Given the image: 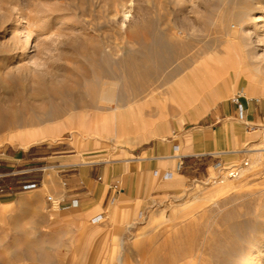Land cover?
<instances>
[{"label":"rangeland","instance_id":"obj_1","mask_svg":"<svg viewBox=\"0 0 264 264\" xmlns=\"http://www.w3.org/2000/svg\"><path fill=\"white\" fill-rule=\"evenodd\" d=\"M263 1L0 0V106L32 107L0 129V152L21 148L16 139L26 142L27 135L36 137L37 128L57 133V122L65 119L86 131L84 124L68 120L70 114L136 104L161 93L202 59L221 51L224 56L217 61L227 63L197 65L190 74L192 83L184 78L171 88L182 83L194 95L210 85L200 77L228 74L236 85L230 98L243 88L249 97L260 100L255 107L264 109V70L260 77L250 76L264 63ZM153 21L157 22L154 31ZM135 33L139 41L132 40ZM162 33L174 43L175 58L164 65L152 63L157 76L144 91L110 103L92 93L101 79V67L114 63H90L87 53H95L96 60L101 51L113 54L115 60L127 51L142 55L146 52L142 43ZM142 38L148 40L141 42ZM210 65L220 69L213 72ZM71 78L82 80L77 99L61 93ZM54 90L61 92L53 94ZM201 118L190 116L189 123L178 128L170 115L167 131L149 135L135 148L118 147L112 141L78 143L66 131L57 142L33 146L25 167L9 169L0 161V264H246L247 260L264 264V127L249 132L241 124L250 140L236 162L199 166L179 188L158 191L149 204H116L97 225L77 209L59 210L48 202L51 195L64 197L56 171L53 181L47 182L46 177L44 190H23L26 181L47 176L49 169L44 174L36 169L48 168L50 157L74 156L84 163L115 161L123 151L141 154L158 140L173 139L197 127ZM255 123L264 126V119ZM246 161L249 165L241 177L220 182L224 171L217 164L228 168ZM184 170L185 166L180 172Z\"/></svg>","mask_w":264,"mask_h":264},{"label":"crops","instance_id":"obj_2","mask_svg":"<svg viewBox=\"0 0 264 264\" xmlns=\"http://www.w3.org/2000/svg\"><path fill=\"white\" fill-rule=\"evenodd\" d=\"M222 56L224 51L202 59L161 93L130 105L134 110L129 114L124 113L118 118L116 116L113 118L111 110L87 111L86 131L69 125L66 119L57 122L60 128L57 133H51L44 126L37 128L36 137L33 134L27 135L24 139L26 142L16 139L21 148L11 147L9 152H0V161L5 162L9 169L25 167L28 165L26 157L33 146L57 142L66 131H69L73 138L76 137L78 143L112 141L118 147L125 145L135 148L146 142L149 135L167 131L170 115L175 117L178 128H183L189 123L190 116L196 119L202 116L200 119L202 122L197 127L174 136L173 139L158 140L141 154L123 151L121 159L115 161L85 163L73 158L74 156L50 157L53 161L49 162L47 176L45 173L42 177L45 186L46 177L47 182L53 181L56 171L64 188V198L67 202L75 199L79 201V206L72 210H79L84 219L108 213L116 204H149L157 197L158 191L179 188L185 184L191 174H196L199 166H212L217 161L223 164L236 162L250 140L249 133L245 132L242 123L237 120L236 109L230 98V93L236 85L228 74L216 77L207 73L200 77L203 82L209 80L210 85L203 87L202 92L194 95L188 93L186 91L188 89L185 90L182 83L177 85L182 88V94L175 95L171 92V87L184 78L193 82L190 74L197 65L227 63L217 61ZM210 69L216 72L220 67L210 65ZM249 118L253 122L260 118L264 119V109L249 107ZM122 124L129 127L122 130L119 128ZM175 145L180 146L179 155L184 161V174L175 171L177 163L173 152ZM155 171L159 172L158 176L154 175ZM168 171L174 172V178L164 181L161 174ZM43 187L37 191L44 190Z\"/></svg>","mask_w":264,"mask_h":264},{"label":"bare ground","instance_id":"obj_3","mask_svg":"<svg viewBox=\"0 0 264 264\" xmlns=\"http://www.w3.org/2000/svg\"><path fill=\"white\" fill-rule=\"evenodd\" d=\"M264 2V1H263ZM253 6V5H252ZM125 17L128 19L130 17V15L125 14ZM147 23V22H146ZM143 24V23H142ZM157 22L153 21L152 22V26L154 28H152L151 30L155 29V26ZM125 25V24H124ZM123 25V26H124ZM138 27V26H137ZM149 28H151L148 25ZM147 28V26H146ZM147 30V29H146ZM154 31V30H153ZM158 31V30H156ZM155 31V33H156ZM143 32V31H142ZM160 32V30L158 31V33ZM145 33V32H144ZM142 33V35L144 34ZM161 33V32H160ZM130 34V33H129ZM147 34V33H146ZM150 34V33H149ZM163 34V33H162ZM160 35L158 37L153 38V40L150 42V40L142 38V40H148V41H143L144 43H142V45H144L146 49V52H144L142 55H138V53L136 52H131V51H127V53L118 60L113 59V54H108L106 52H102L101 51V55L98 58V60H96L97 58L95 57V53H87L86 58L88 59V61H91L90 63H114L113 67H108V68H104L101 67L102 69V74H101V79L96 82V88L94 91H92L93 94L98 93L101 101L104 102H113L116 98L118 99H122L125 98L126 96L129 98L132 95H135L141 91H144V88L150 83L152 82L153 77L155 78V76H157L156 74V70L154 71V69L152 68V63H159V64H163L164 63H169L173 60L175 52L174 50L176 49L174 47V43L172 41L167 40L163 35ZM141 34H139V36H142ZM157 35V33H156ZM264 35V34H263ZM147 36V35H146ZM151 36V34H150ZM129 37V36H128ZM148 37V36H147ZM153 36H151L152 38ZM182 37V36H181ZM262 38V37H261ZM140 40V38H138V33H135L132 36V40ZM150 39V38H149ZM120 40V39H119ZM130 41V40H129ZM261 41V40H260ZM264 41V39H263ZM120 44V43H119ZM124 44V43H123ZM122 45V44H121ZM181 45V44H180ZM85 52V51H84ZM95 52V51H94ZM99 52V51H98ZM96 52V53H98ZM117 53V52H116ZM84 59V58H83ZM82 61V60H81ZM76 63H78V61H76ZM79 63H84V62H79ZM261 64V63H259ZM162 65V66H163ZM103 66V65H102ZM161 66V65H158ZM251 67V66H250ZM82 68V67H81ZM85 68V67H84ZM83 69V68H82ZM73 70V69H72ZM84 70V69H83ZM262 70H264V63L263 65L258 67V70L256 72H251L250 76L253 77L251 79H254V77H260L263 72ZM93 71V70H92ZM121 71V74H120ZM84 76H87V71L82 72ZM91 73V71H90ZM75 73L73 72V76ZM77 74V73H76ZM80 75V74H78ZM82 75V76H83ZM91 75V74H90ZM77 76V75H76ZM91 77V76H90ZM88 78V77H87ZM73 80H71L70 85L65 89V90H59L62 94L67 95L73 99H77L78 94H77V87L81 85V79H76L74 80V78H71ZM83 79V78H82ZM70 80V79H69ZM95 80V79H94ZM256 81V80H255ZM258 81V80H257ZM93 82V81H92ZM259 82V81H258ZM93 84V83H92ZM88 85V84H86ZM85 85V86H86ZM90 85V84H89ZM11 86V85H9ZM3 87V86H2ZM59 88V87H58ZM81 88H83L81 86ZM7 89V88H6ZM16 89V88H15ZM2 90V89H1ZM12 90V89H11ZM22 89L19 88V94L22 92ZM89 90V88H88ZM87 90V93H89V91ZM171 92H173V94L175 95H179L180 93L182 94V88H180V86H175L173 88H171ZM59 91H52L53 94L58 93ZM85 91V87L84 90L82 89V92ZM5 92V91H4ZM9 92V91H8ZM8 92H5L6 94ZM14 92V90L12 91V93ZM56 92V93H55ZM81 92V93H82ZM4 93V94H5ZM9 94V95H12ZM41 93V92H40ZM84 93V92H83ZM82 93V94H83ZM91 93V94H92ZM246 93V92H245ZM46 94V93H45ZM90 94V93H89ZM90 94V95H91ZM247 94V93H246ZM14 95V94H13ZM144 95V94H143ZM7 96V95H6ZM80 96V94H79ZM92 96V95H91ZM94 96V95H93ZM98 96V99H99ZM146 96V95H145ZM20 97V96H19ZM86 97V95L84 96ZM97 97V96H96ZM12 98V97H11ZM18 98V96H17ZM83 98V97H82ZM2 99V98H1ZM20 99V98H19ZM22 99V98H21ZM67 99V98H66ZM79 99V98H78ZM6 100V99H5ZM10 100V98L8 99ZM28 100V99H27ZM44 100V99H43ZM135 100V99H134ZM3 101V100H2ZM37 101V100H34ZM60 101V100H59ZM65 101V100H64ZM87 101V100H86ZM84 102V100H82V102H84L85 105H87V102ZM11 102V101H10ZM8 102V103H10ZM74 102V101H73ZM80 103V101H79ZM122 103V102H121ZM5 104V102H4ZM29 104V103H28ZM77 104V103H76ZM119 104V103H118ZM67 105V103H66ZM64 107H67V106ZM75 105V104H74ZM120 105V104H119ZM116 106V104H115ZM121 106H123V104H121ZM31 107V106H30ZM29 107V108H30ZM80 107V106H79ZM119 107V106H118ZM125 107V106H124ZM123 107V108H124ZM128 107V108H127ZM126 109L120 110L119 108L117 109H113L112 111V115L113 118L116 116V118L120 117L121 115L125 114H129L131 113L134 108L133 107H129L127 106ZM28 108V109H29ZM32 108V107H31ZM30 108V110H31ZM61 108V107H60ZM122 109V107H120ZM25 107L19 106V105H10V106H0V129L9 125L10 123H12L13 121H15L17 118H20V115L28 110ZM36 109V108H35ZM34 107L32 110H35ZM81 110V109H80ZM36 113V112H35ZM61 113V112H60ZM59 113V114H60ZM86 113L87 111H78V112H74L72 114H70V116L68 117L69 121H75V120H79V123L81 124H86L88 125V120L86 117ZM95 122V121H94ZM2 131V130H1ZM246 264H251L250 260H247Z\"/></svg>","mask_w":264,"mask_h":264},{"label":"built area","instance_id":"obj_4","mask_svg":"<svg viewBox=\"0 0 264 264\" xmlns=\"http://www.w3.org/2000/svg\"><path fill=\"white\" fill-rule=\"evenodd\" d=\"M232 104L235 106L236 109V115H237V120L239 122H241L246 129L249 132L255 131L257 127H264L262 123H252L249 121L248 119V110L249 107L251 106H255L256 104H258L260 102L259 99L257 98H251L249 97L246 93L245 90L243 88H239L235 94L232 97ZM173 152L175 154V157L177 158V163H176V172H180L183 167H184V161L182 156L179 155L180 153V146L179 145H175L173 147ZM249 165V163L243 162L241 165H236L233 167H223L222 163L217 164V167L220 170L224 171V174L219 176L220 178V182H224V179L227 178H239L242 176L244 167H247ZM47 170V168L44 167H39L36 169L37 172L40 173H45V171ZM29 172H32L29 171ZM155 176L159 175L158 171L154 172ZM43 176L38 177L35 180L32 181H26L25 184L23 185V190L24 191H30V190H34L37 189L39 187H43ZM161 178L164 181H169L172 180L174 178V172H165L161 174ZM48 202L52 205L53 208H57L59 210H70L73 208H77L79 206V201L77 199L72 200L70 202H67L66 199L63 197L62 199H58L55 196H48L47 197ZM0 205H1V200H0ZM105 218H107V213H101L99 215H96L95 217H93L91 219V223L93 225H97L100 224L101 222H103L105 220Z\"/></svg>","mask_w":264,"mask_h":264}]
</instances>
